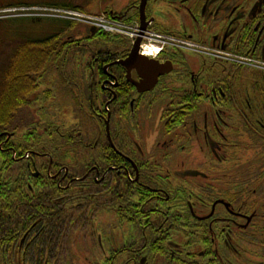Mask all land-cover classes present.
Segmentation results:
<instances>
[{
  "label": "flooded vegetation",
  "instance_id": "flooded-vegetation-1",
  "mask_svg": "<svg viewBox=\"0 0 264 264\" xmlns=\"http://www.w3.org/2000/svg\"><path fill=\"white\" fill-rule=\"evenodd\" d=\"M51 1L70 8L46 7L34 0H0V12L35 18L44 10H83V3H93L45 2ZM123 11L128 19H140L141 0H132ZM145 14L147 34L186 37L211 49L209 55L165 47L155 59L143 60L134 57L132 41L106 39L99 31L87 43L84 35L78 36L74 48L63 42L65 27L56 25L61 30L41 39L51 37L53 47H58L48 57L56 83L47 81L52 94L60 84L66 89L72 111L75 104L77 112L75 108L73 112L79 114L80 122L73 129L74 146L79 153L76 159L69 158V136L61 123L53 126L60 136L53 132L47 136L49 143L54 138L63 142L62 152L55 157L33 150L22 155L16 144L20 137L6 133L16 129L3 130L0 149L13 152L15 188L21 182V162L36 180L43 181L39 166L45 169V162L35 159L34 153L49 159L48 183L58 190L50 195L52 204L63 203V207L73 184H92L77 188L95 190V199L109 201L105 206L100 201L96 207L99 229L93 247L96 254L111 258V264H117L121 256L132 264L152 263L149 250L143 252L145 243L138 239L139 247L132 242L139 234L131 228L136 221L145 226L150 216L148 228L160 231L163 254L168 252L172 259L185 260L192 254L194 264H239L232 261L230 240L246 241L249 229L255 228L253 240L249 239L257 247L254 264H264V69L248 66L251 59L264 65V0H148ZM177 17L184 22L181 29L172 26ZM148 40L145 34L139 50ZM231 53L237 58L231 59ZM2 65L0 90L8 80H17V75L8 74L10 63ZM30 77L36 86L35 73ZM32 112L27 113L29 122L34 119ZM81 114H89L90 122H82ZM29 122L25 120L24 125ZM149 128L143 143L132 134ZM191 155L204 163L195 160L187 165L180 159ZM4 163L0 158L3 179L12 172ZM3 179L0 186L5 190L8 183ZM182 240L190 241L188 252L181 248ZM120 242H125V251L118 253ZM239 251L236 248L235 254ZM196 253L204 256L202 261ZM157 261L152 264H166V257L160 255Z\"/></svg>",
  "mask_w": 264,
  "mask_h": 264
},
{
  "label": "trees",
  "instance_id": "trees-1",
  "mask_svg": "<svg viewBox=\"0 0 264 264\" xmlns=\"http://www.w3.org/2000/svg\"><path fill=\"white\" fill-rule=\"evenodd\" d=\"M69 24L72 26L74 23L69 22ZM88 36L91 38L90 40L95 38L90 32ZM51 39V37L45 40L26 38L23 43L24 46L17 48L16 51L18 52L14 53L13 62L9 66L10 71L8 74L17 75V80H8L10 79L8 78L9 83H6L0 90V133L6 129H16L12 136L16 135L14 138H17V135L18 138L20 137V139H17L16 144L17 150L20 148L22 155L29 150L44 154L48 152L53 154L54 157L56 156L55 153L62 152L60 145L63 142H56L55 138L54 143L47 141V136L49 133L51 135V132L56 137L60 136V134H55L53 129V126L57 124L55 123L56 112H53V110L58 109L56 108L57 105L60 107L63 104L60 101L54 103L53 110L51 104H49L52 92L47 81L51 76V71L48 68L50 61L48 57L55 50ZM106 39L113 40L109 36H106ZM77 44L75 42L73 47L77 48ZM32 73H35L36 86L32 85L30 81L32 80L30 77ZM45 87L47 89L41 92V89H45ZM35 91L37 92L35 93ZM62 99L63 101H69L71 104L73 103L66 93H63ZM30 103H33L35 109L33 110V114L36 113L35 121L29 122L28 125H24L25 121L13 123L18 113ZM74 108L75 104H73V111ZM73 111V124L67 123L64 125L66 126V135L69 136L66 143L70 145L69 158L76 159L79 151L74 146L77 136L73 129L78 127L80 118L79 114ZM75 112H77L76 108ZM80 116L82 122L83 120L85 123L90 122L89 114H81ZM83 116H85V119ZM51 123L52 129L49 128ZM61 131L63 130L61 129ZM35 153L33 154L35 159H41L42 162H45V169L41 165L39 166V169L43 172V181L36 180L37 178H35L28 165L21 162L18 169L21 182L18 183V188H15L17 184L13 180V171L16 168L14 166L16 163L12 160L13 152L7 153L0 149V158L5 161V165H10L8 168H12V172L7 173L5 179H3L4 174H0V178L8 183V188L5 190L0 186V250H6L8 255L10 253L6 260L4 259L5 256L0 258V264H13L14 258L17 261L20 259V264H94L93 259L97 254L95 248L92 247L96 245V231L99 229L94 214L99 212L96 208L99 207V202H103L100 206H105L109 204V201H106L108 199H95V190L77 188L92 185L83 182L71 186L70 197L63 207V203L62 205H57V202L52 204L50 195H56L58 190L48 183L46 171L49 159L47 155L40 156ZM67 217L68 220L64 222ZM151 218L152 216L143 223L145 226L139 225L140 223L136 221L137 226L131 227L134 228L135 234H139V237L132 242L139 247H141L140 243H145L146 246H142L143 252L149 250L152 263H155L158 256L162 255L168 261L166 264H194V262H189L192 254H190L191 257L186 256L185 260H181L177 256L172 259L171 256H166L168 252H166V255L163 254L164 251L158 239L160 231H156L154 227L148 228L147 221ZM107 227L104 226V228ZM2 232H4V235H2ZM144 232H146L147 237L144 236ZM26 235L29 237L24 240ZM39 236H42V241L37 242V252L40 256L36 257L34 255L35 245L32 246V241H36ZM138 239H140V243ZM162 243L166 245L168 242L162 241ZM188 243L190 244V241ZM124 244L125 242L119 243L118 253L124 249ZM111 249L115 253V249L113 247ZM17 255L20 256L19 259Z\"/></svg>",
  "mask_w": 264,
  "mask_h": 264
},
{
  "label": "rangeland",
  "instance_id": "rangeland-1",
  "mask_svg": "<svg viewBox=\"0 0 264 264\" xmlns=\"http://www.w3.org/2000/svg\"><path fill=\"white\" fill-rule=\"evenodd\" d=\"M34 1L40 5H43L46 7H51V8H56V7L70 8L69 6L64 5L60 2H56V1H51V2H45L46 0H34ZM131 1L132 0H92V2H93L92 4H84L83 3L81 8L84 11H88V12H110L111 9H115L116 10V11H114L115 13H121L123 11V9H125ZM45 12H47V11H45ZM46 14H48V13H46ZM13 15H14L13 12H7V13L2 12V13H0V67L3 66L2 65L3 63H5V64L10 63L11 64L13 62V55H14V53L18 52V51H16L17 47H19V44L23 43L26 38H34V39H40L41 40L42 38L48 37L49 35H51L54 32V30L55 31L61 30L60 27H65V32L63 35V36H65V39H63V42L67 41L68 45H73L75 43V41L77 40L78 36L83 37V35H84L83 42H84V40H87L89 38L88 35H89L90 28L85 26V24H82L81 21H80V24L74 23L71 26L67 21L60 20V19L54 18L52 16H48V15L44 16L43 18H38V17L37 18H31V17H28V18L18 17V18H16ZM93 23H95V22H93ZM183 23L184 22L179 20L177 17L176 19H173L172 26L176 27L177 29H181V26L183 25ZM56 25H58L60 27H57ZM190 34H192V33H190ZM67 37H70V38H67ZM89 39H91V38H89ZM119 39H121V38H119ZM59 42H61V41H59ZM84 43H87V42H84ZM86 46H88V45H86ZM54 49H55V52H57L56 50H58V47L55 46ZM23 52H24V49H23ZM69 57L71 59L72 54H70ZM49 66H50V61H49L48 67ZM194 68H195V66H194ZM53 79H54V75H51L49 77V82L52 83ZM53 83H56V80H54ZM46 89H47V87H45V89H41V92L43 90H46ZM65 90L66 89L63 88V86L61 84L57 87V89L54 88L53 94L51 93L52 97L50 98L49 104H51V108L53 110L55 107V104H52V103H56L58 101L63 103L62 106H60V107L57 105L56 108H58V109L53 110V112L54 111L56 112L55 123L73 124L72 123L73 121L71 120V117H73V114H71V116H70V113H72L71 103L69 101H66V100L63 101V99H62V95H63V93H65ZM36 92L37 91H35V93ZM69 103H70V107H68ZM32 106H31V103L28 104L27 106H25L23 108V110L18 113V115L15 118L13 123H21L22 121H25V120H27L29 122V118H30L29 116L30 115H28L27 113L34 110V107L30 108ZM25 108H28V110H29V111H26L27 113H25ZM33 118L34 119L32 122H34L36 119V113L33 114ZM149 131H150V128L148 130L147 129H144V130L140 129L136 132H132V134L135 135L137 141L143 143L144 142L143 138L145 137V135ZM180 159H183V162L186 163L187 165L191 164L195 160L204 163L203 161H201L198 158L197 155H191V156L184 157V158L181 156ZM101 219H108L111 221V219H109L108 216H102ZM64 222H65V220H64ZM249 230L251 232H249L245 236L246 241L241 242V241H239V239L236 238L237 240H235V241L230 240V243H229L230 251L233 254L232 260L239 262V264H254L257 261L255 258V252L257 251V247L255 246L253 241L249 240V239L253 240V232L255 231V228H250ZM2 235H4V232H2ZM39 241H42V236L37 238L36 241H32V246L35 245L34 246L35 247L34 255L36 257L40 256V254H38V252H37V242H39ZM179 243L181 244V248L184 249L185 252H188L187 250L191 249V244L188 243V240H184V241L182 240ZM4 248H5V245H4ZM92 248H94V247H92ZM203 248H202V250H203ZM236 248L240 250L238 252V255L235 254ZM3 250H0V258H3L5 256L4 259L6 260V258H8V256H10V253L8 255V252L6 250H4V252H3ZM43 254H44V250H43ZM98 254L93 259L94 264H111V258H107L105 256L102 257L103 254H99V255ZM197 255L199 256V261H202V258H204V256H202L201 253H199ZM125 257H122V256L118 257L120 259H118L116 261V263L117 264H128V263L132 264V262H130V260L126 261L127 259ZM51 262L54 263L53 260H51ZM156 262H158V261H156ZM190 262H194V260H190ZM10 264H12V263H10ZM13 264H17V260L15 258L13 260ZM145 264H152V263H150V261H148V263H145ZM158 264H160V263H158Z\"/></svg>",
  "mask_w": 264,
  "mask_h": 264
},
{
  "label": "water",
  "instance_id": "water-1",
  "mask_svg": "<svg viewBox=\"0 0 264 264\" xmlns=\"http://www.w3.org/2000/svg\"><path fill=\"white\" fill-rule=\"evenodd\" d=\"M147 1H148V0H142V1H141V23H142V25H141V28H142L141 34H143V32L146 31V29H147V25H148V22L146 21L147 16H146V14H145V8H146ZM141 40H142L141 37H139V38L137 39V41H136L135 44H134V48H133V51H132V52H133V54L135 55L134 57H138V58H140V59L147 60V58L142 57V56L139 55V46H140ZM131 56H132V54L130 55V57H131ZM124 64H126V62H124ZM127 64H128V63H127ZM128 65H129V64H128ZM169 70H170V69H166V71H169Z\"/></svg>",
  "mask_w": 264,
  "mask_h": 264
},
{
  "label": "built area",
  "instance_id": "built-area-1",
  "mask_svg": "<svg viewBox=\"0 0 264 264\" xmlns=\"http://www.w3.org/2000/svg\"><path fill=\"white\" fill-rule=\"evenodd\" d=\"M93 20L98 26H102L108 30H114L117 32L122 31V28L119 26V24L114 25V28H112L113 25L111 23H108L104 18H93ZM166 42L171 45H177L179 41L176 39H172V37H166Z\"/></svg>",
  "mask_w": 264,
  "mask_h": 264
}]
</instances>
